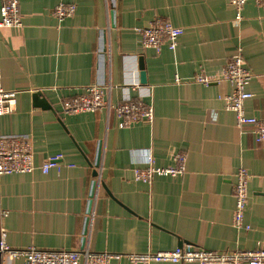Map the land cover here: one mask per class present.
Segmentation results:
<instances>
[{"label": "crops", "instance_id": "obj_1", "mask_svg": "<svg viewBox=\"0 0 264 264\" xmlns=\"http://www.w3.org/2000/svg\"><path fill=\"white\" fill-rule=\"evenodd\" d=\"M19 1L23 27H0L2 85L18 93L14 113L0 116V136H28L35 170L0 175V235L6 231L7 243L122 255L185 245L264 249V143H256L250 127L237 129L221 99L229 83L194 81L200 72L217 75L241 50L253 73L246 113L264 120V0H248L239 20L231 0ZM60 3L77 5L76 14L54 17ZM157 18L183 28L175 51L143 46L136 29ZM93 85L105 89L112 105L128 95L153 105L154 122L124 126L114 108L65 114L63 101ZM36 92L46 106L34 101ZM147 148L157 167H171L176 154H186L185 172L137 181L134 169L145 165L132 153ZM49 159L61 161L62 170L44 174L41 165ZM242 167L251 175L249 230L232 222L235 173ZM111 264L132 263L124 257Z\"/></svg>", "mask_w": 264, "mask_h": 264}, {"label": "built area", "instance_id": "obj_2", "mask_svg": "<svg viewBox=\"0 0 264 264\" xmlns=\"http://www.w3.org/2000/svg\"><path fill=\"white\" fill-rule=\"evenodd\" d=\"M248 0H231L236 9L237 19L242 18L243 8ZM261 0H257L260 2ZM77 5L60 3L52 10V15L59 20L73 17L76 14ZM0 27L20 29L23 27V19L20 11L19 0H2ZM145 48H153L158 53L164 45L175 51L179 45V39L184 30L174 26L170 21L157 18L148 26L137 28ZM253 78V73L247 67L242 51L230 58L223 69L217 75H207L203 72L194 76V81L204 85L213 82H227L231 87L230 93L222 95L221 99L226 103V109L232 111L236 117V127L242 130L250 127L257 144L264 143V120L248 116L246 113V101L252 97L247 87ZM176 81L180 83V78ZM139 83L132 88L139 89ZM17 92L8 91L2 85V72L0 70V116L14 113L17 105ZM114 108L121 124L127 127L139 122L152 124L155 119V109L140 99L130 98L129 95L118 105H112L106 99L105 89L98 85L89 86L81 95L67 98L63 101L65 114H79L95 112L101 109ZM133 151L134 158L141 157V164L145 167L134 169L135 179L151 184L156 176H176L186 170L187 156L178 153L174 156V165L171 167H157L152 149ZM63 163L58 159H49L41 165L44 174L52 169L60 172ZM70 168L74 164L67 165ZM35 170L34 148L31 139L25 135L0 136V175L31 173ZM251 175L242 167L235 173L233 196L235 208L233 211V226L238 229L249 230L251 227L245 222L246 210L249 201V182ZM6 231L0 235V260L6 264L23 262L24 264H111L112 260L127 258L132 264L151 263H197V264H264V249L211 251L199 245H185L170 251H149L145 253H130L126 255L110 252H95L85 250H44L34 246L16 249L6 241Z\"/></svg>", "mask_w": 264, "mask_h": 264}, {"label": "water", "instance_id": "obj_3", "mask_svg": "<svg viewBox=\"0 0 264 264\" xmlns=\"http://www.w3.org/2000/svg\"><path fill=\"white\" fill-rule=\"evenodd\" d=\"M114 15V12L111 11V17H113ZM140 68L142 69V72H141V82L143 84H146V72L144 70V67H143V64H141ZM34 101L36 103L39 104V106H46L45 102H44V99L42 98L43 97V94L41 92H36L34 95ZM101 154H102V145L100 144L99 147H98V153H97V159L94 163V167H95V170H94V176L97 177L98 176V171L97 169L100 167V162H101ZM96 187H97V181H94L92 183V191H91V196H90V201H89V204H88V213L91 212V209H92V204H93V198H94V195H95V190H96ZM88 223H89V218H87L86 220V227L84 229V239H83V242L86 241V236H87V233H88Z\"/></svg>", "mask_w": 264, "mask_h": 264}]
</instances>
